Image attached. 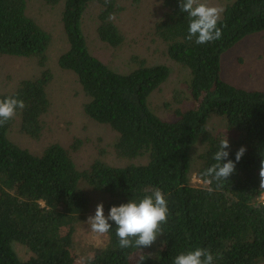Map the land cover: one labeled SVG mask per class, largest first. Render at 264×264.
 <instances>
[{"label":"trees","instance_id":"obj_1","mask_svg":"<svg viewBox=\"0 0 264 264\" xmlns=\"http://www.w3.org/2000/svg\"><path fill=\"white\" fill-rule=\"evenodd\" d=\"M101 7L97 32L112 47L124 43L113 20L117 0H64L62 21L69 48L59 56L60 68L73 72L87 100L85 113L111 126L117 136L115 156L123 165L95 159L80 169L72 157L77 143H51L41 153L19 146L9 132L15 119L20 131L40 138L42 116L51 106L47 67L51 34L27 13V0H0V56L35 58L40 75L20 81L11 92L26 107L0 126V264H173L182 252L211 250L214 264L264 263V201L260 166L264 160V91L236 86L222 77L221 56L245 37L264 34V0H228L220 24L222 38L207 44L189 41L190 17L179 0H164L165 11L154 35L166 55L186 71L175 92L181 106L162 119L150 98L169 78L166 64H148L133 57L128 73L95 57L83 31V15L91 2ZM56 5L61 0H45ZM187 102L185 108L183 103ZM230 142L229 159L247 149L236 172L223 183L204 175L215 161L220 141ZM226 162V161H225ZM193 173L205 186H197ZM161 189L168 201L164 235L147 248L121 249L115 225L107 244L82 260L75 251L79 221L98 194L106 211ZM211 189V191H210ZM30 250L27 259L14 249Z\"/></svg>","mask_w":264,"mask_h":264},{"label":"rangeland","instance_id":"obj_2","mask_svg":"<svg viewBox=\"0 0 264 264\" xmlns=\"http://www.w3.org/2000/svg\"><path fill=\"white\" fill-rule=\"evenodd\" d=\"M228 0H201L211 6L224 9ZM120 11L113 17L114 22L124 35V43L112 47L103 42L97 32L100 5L91 2L83 15L82 27L91 53L102 62L121 73L135 68L133 57L138 56L148 64H166L171 68L168 80L157 89L150 98V104L162 119L172 118L173 110L181 106L175 92L183 88L182 80L186 71L166 55L164 43L154 35L156 23L164 14V0H117ZM64 0L50 5L45 0H27V13L40 26L47 30L52 41L48 49L47 67L53 73V79L47 86L51 101L49 111L42 116L43 131L38 139L22 133L19 120L15 119L9 136L19 146L32 153L39 154L51 143H60L70 147L77 143L78 149L72 151L77 167L83 169L95 159L123 165L127 161L115 156L113 143L117 132L109 125L100 124L91 119L84 111L87 98L79 85L75 74L60 68L59 56L68 48L67 35L62 21ZM222 77L224 80L247 89L264 91V34L245 37L221 56ZM41 67L35 58L0 56V92H11L22 81L40 75ZM187 107V102L183 103ZM192 180L197 186H205L193 173ZM264 201V193L261 196ZM104 204L107 215L106 198L98 194L92 199L91 209L77 224L74 235L75 251L82 260L92 256L97 249L103 248L108 235L91 232L87 224L88 217L94 215L96 206ZM16 253L23 259L30 256V250L15 243ZM264 264V263H262Z\"/></svg>","mask_w":264,"mask_h":264},{"label":"clouds","instance_id":"obj_3","mask_svg":"<svg viewBox=\"0 0 264 264\" xmlns=\"http://www.w3.org/2000/svg\"><path fill=\"white\" fill-rule=\"evenodd\" d=\"M179 7L190 17L189 41L195 38L196 44H207L222 38L220 24L224 9L211 6L201 0H179ZM26 107L22 99L7 97L0 99V126L15 118L18 110ZM230 142L228 138L220 141L219 149L214 153L213 163L204 175L222 187L225 181L236 172L237 163L245 155L247 149L239 148L235 161L229 159ZM226 161V162H225ZM260 189H264V160L260 166ZM211 191V189H210ZM169 207L165 194L161 189H154L152 194L144 196L139 202L130 200L119 206H112L105 214L104 204L96 206L94 215L88 217L87 224L91 232L105 235L111 231L113 224L121 249L151 247L158 237L164 235L163 225L168 223ZM215 257L211 250L197 247L177 255L173 264H214Z\"/></svg>","mask_w":264,"mask_h":264}]
</instances>
